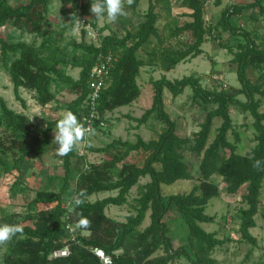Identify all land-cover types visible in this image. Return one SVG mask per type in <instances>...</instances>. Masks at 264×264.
Returning a JSON list of instances; mask_svg holds the SVG:
<instances>
[{"label": "trees", "instance_id": "1", "mask_svg": "<svg viewBox=\"0 0 264 264\" xmlns=\"http://www.w3.org/2000/svg\"><path fill=\"white\" fill-rule=\"evenodd\" d=\"M53 1L30 0L13 6L10 0H0V29L10 25L34 38L28 42L0 36L3 59L12 56L7 69L15 97L23 106H26V101L20 94L21 88L30 91L33 99L44 107L56 100L55 87H66L75 99L65 107L85 125L84 118L89 114L86 102L90 93L91 70L101 54L111 53L117 61L109 84L98 99L97 117L92 120V129L96 128L104 123L106 114L139 101L141 88L138 78L142 67L154 66L171 71L180 63L202 55V46L208 35L215 32L228 36L227 41H221L220 45L234 55L232 62L237 64L241 87L233 92L208 90L202 86L200 78L194 76L174 81L166 77L152 80V106L137 121L142 124L156 117L165 124L166 128L158 139L148 142L141 137L136 142L114 139L104 147H90L92 152L110 155V159L100 163L84 164L85 157L78 154L77 148L63 156V184L58 192L49 186L36 190L28 203L33 211H28L23 217L18 213L0 216V224H19L24 230L23 235L0 247L3 264H102L94 252L96 248L110 255L112 264H172L181 258L189 264H224L214 255L230 239H220L216 232H207L201 226L212 221L205 211L210 200L220 195L215 176L222 178L230 194L247 186L243 196L247 207L240 209L239 230L242 241L257 246V239L250 230L256 227L264 171H257L252 165L254 160L264 162V112L260 111V102L255 98L258 93L264 95V49L257 45L250 31L236 24L235 18L258 7L264 12V0H251L247 4L225 8L215 26L208 25L205 19L207 0H182L181 7L190 10L189 17L192 18L183 25H178L173 18L171 0H150L145 20L138 30L123 37L116 33L106 35L99 46L85 40L81 43L64 41L66 32L76 30L75 23L80 20V15L89 16L91 0L84 4H79V0H59L57 28L49 26L51 22L48 21ZM139 2L135 0L132 6L137 7ZM160 11L166 16L164 39L160 37L158 28L162 18ZM82 33L84 36L85 31ZM185 33L191 36L192 42L172 44ZM154 36L159 43L142 59L139 52ZM38 38L41 39L39 44L36 42ZM68 68L80 69L79 78L72 77L67 72ZM250 68L259 72L257 83H252L248 77ZM187 87L193 89L195 100L205 105H216L207 112L201 129L192 138L177 134V123L166 112L164 103L165 90L177 97ZM242 94L246 101L238 99ZM232 106L242 113L249 112L254 118L257 144L250 155L238 153L236 145L228 139L233 128ZM215 118H222L223 123L209 144ZM57 120H51L41 128L26 114L11 109L0 96V154L12 156V169L20 172L21 163L31 156L43 159L54 144L53 131ZM137 151L149 153L143 166L128 161L130 154ZM1 155L0 172L7 173V163ZM195 164L198 166L196 170ZM75 171L76 176L73 175ZM144 176H149L150 181L141 187L136 213L127 216L125 221L110 217L107 209L125 205L132 189ZM179 180H196L197 184L189 193L165 196L161 186ZM20 186L21 181L17 179L10 189L15 191ZM81 190L86 193L85 202L77 212L91 219L92 227L90 231L77 229L72 232L68 226L74 225L78 217L68 212L69 201ZM106 192L117 194L92 199L94 195ZM39 204L54 206L39 210L36 209ZM172 210H176L188 228L186 243L179 247L175 246L171 228L166 223V217ZM149 212L151 221L143 227ZM65 248H68V255L53 256ZM159 251L162 254H157Z\"/></svg>", "mask_w": 264, "mask_h": 264}, {"label": "rangeland", "instance_id": "2", "mask_svg": "<svg viewBox=\"0 0 264 264\" xmlns=\"http://www.w3.org/2000/svg\"><path fill=\"white\" fill-rule=\"evenodd\" d=\"M30 0H10L13 6L25 4ZM88 0H79V4H84ZM251 0H207L205 19L208 25L215 26L221 18L223 10L234 4H247ZM150 0H140L137 7L126 5L127 15L119 17L116 22L109 21L106 16L104 18H96L91 12L86 16L94 23L96 37H90L86 34L83 36L82 30L68 31L64 36V41L69 43L76 41L81 43L83 40L87 43L95 45L100 44L101 39L109 34L116 33L123 37L128 32H135L139 25L145 20L144 14L149 8ZM172 15L176 19L178 25H183L187 21H191L189 17L190 10L181 7L182 0H171ZM61 6L59 0H54L50 7L48 21L49 26L57 28L59 23L58 10ZM161 12V20L158 23L159 34L162 39L165 37V13ZM235 22L241 28L251 32L253 39L257 45L264 49V12L260 8L246 10L241 16L235 18ZM103 30V31H101ZM0 36L13 41L25 40L32 41L34 38L28 34H23L20 31L12 28L10 25L0 29ZM227 34L219 35L218 32L208 35L206 43L203 44L205 55H200L196 58L180 63L175 70L165 72L169 79H182L185 76L199 77L201 84L208 90L234 91L241 87L237 78V64L232 62L234 55L227 49L221 47V41H227ZM41 39L36 41L39 44ZM192 42V38L188 33L183 34L178 39L173 40L172 44ZM159 43L157 37H152L150 44L144 46L154 48L155 44ZM144 49L139 54L142 56ZM142 52V53H141ZM204 52V51H203ZM12 56L3 59L0 47V96L8 103V106L19 113L26 114L39 127L45 128L51 120L60 119L66 109V104L75 99L66 87L63 89L60 86L56 89V100L47 106H40L32 97V93L25 88L21 90V96L25 99L26 106H23L15 97L13 83L9 71L7 69ZM69 74L75 79L79 78L80 69H67ZM158 76V75H156ZM160 76V75H159ZM219 77V80L215 78ZM248 77L252 83H257L259 72L253 68L248 70ZM149 75L147 71L140 73L139 82L141 84V96L139 101L134 103L135 106H122L106 114L104 123L96 128H93L94 134L85 137V142L77 146V152L80 156L85 157L86 163H100L110 159V155L105 153L92 152L90 147H104L111 143L114 139L121 141L136 142L138 137L143 138L146 142L158 139L159 135L164 131L163 124L156 117H151L147 122L140 124L137 119L141 118L145 111L152 106L154 92L149 83ZM193 89L187 87L184 92L177 97L165 90L164 103L165 110L170 117L177 123V134L182 137L192 138L194 133L201 129L207 116V112L216 108V105L210 103L205 105L200 100L193 98ZM255 98L260 102V111L264 112V95L256 94ZM238 99L246 101L245 95H239ZM137 107V109H132ZM230 115L233 121V128L228 133V139L237 147V152L242 155H250L256 146L257 131L254 126V118L252 115L240 112L236 107L230 108ZM223 123L222 118H215L209 138V144L213 142L217 135L218 128ZM55 130V129H54ZM54 138V131H53ZM56 144L47 151L43 159L38 157H28L21 163V171L18 172L12 169L13 160L11 155H1L7 163L9 172H0V216L6 213H18L23 217L30 210L28 203L35 196V191L44 189L49 186L51 190L58 192L63 184V161L62 157L56 153ZM149 153L145 151L132 152L128 157V161L135 163L138 166H143ZM192 161V157L188 158ZM193 163V161H192ZM121 166V165H119ZM194 165V170L197 169ZM77 170V168H76ZM76 176V171L73 174ZM19 179L21 186L15 191L11 190L12 184ZM214 180L219 184L220 195L210 200L206 214L212 217L209 223H202L201 226L207 232H216L220 239H230L221 249H219L214 257L224 264H264V184L262 189L261 204L259 212L255 217L256 227L250 231L257 239V246H252L248 242L241 240L240 233V209L246 208L247 205L243 200V196L247 192V186H243L237 193L230 194L226 191V183L221 177H214ZM150 181L149 176H144L135 186L130 195L128 202L123 206H110L107 209V214L119 221H125L126 217L135 214L139 207V199L142 195L141 187ZM197 184L196 180L186 181L179 180L173 184H163L162 192L165 196L171 194H186L189 193ZM31 191H28V190ZM117 192H106L94 195L93 200L102 199L107 196L116 195ZM54 205L39 204L36 209L45 210ZM150 212L148 213L143 227L149 225ZM166 223L171 228V237L175 242V246L179 247L186 243L188 228L180 219L176 210H172L166 217ZM83 234H87L83 232ZM157 254H162L159 251ZM3 253L0 251V264H3ZM172 264H189L185 258L176 260Z\"/></svg>", "mask_w": 264, "mask_h": 264}, {"label": "clouds", "instance_id": "3", "mask_svg": "<svg viewBox=\"0 0 264 264\" xmlns=\"http://www.w3.org/2000/svg\"><path fill=\"white\" fill-rule=\"evenodd\" d=\"M135 0H91L90 12L96 18H106L109 21L116 22L119 17L126 16V5L130 7ZM85 26L79 19L76 20L75 29ZM74 29V30H75ZM94 134V130L85 127L80 119L72 111L67 110L57 120L54 130L52 143L57 145V155L63 157L73 152L77 146L85 142V137ZM261 160H254L253 168L257 171H264ZM86 193L81 190L74 195L69 201L68 212L78 217L74 225H69L70 231L75 232L77 229L90 231L92 220L84 216L83 213L77 212L85 202ZM23 228L19 224H0V247L7 246L15 237L23 235Z\"/></svg>", "mask_w": 264, "mask_h": 264}, {"label": "built area", "instance_id": "4", "mask_svg": "<svg viewBox=\"0 0 264 264\" xmlns=\"http://www.w3.org/2000/svg\"><path fill=\"white\" fill-rule=\"evenodd\" d=\"M80 21L85 25L81 26L80 29L84 30L90 37H96L95 26L91 20L86 16L80 15ZM101 43V42H100ZM98 44L97 46H99ZM117 61V57L111 53L101 54L98 58L97 64L93 67L90 73L89 89L90 93L87 100V107L89 114L84 118L85 127L92 129V120L97 117V106L98 99L100 98L101 92L108 86L114 63ZM219 80V77L215 78ZM95 254L100 258L102 264H112V258L106 254L102 249L96 248ZM69 254L68 248L61 251H56L53 256L60 257Z\"/></svg>", "mask_w": 264, "mask_h": 264}, {"label": "crops", "instance_id": "5", "mask_svg": "<svg viewBox=\"0 0 264 264\" xmlns=\"http://www.w3.org/2000/svg\"><path fill=\"white\" fill-rule=\"evenodd\" d=\"M165 25H166V22H165ZM165 35H166V33H165ZM149 44H148V46H144L143 47L144 51H143V53L141 52L143 55L141 56L139 54L142 59H145L146 58V53L151 52L153 50V48L152 49L149 48ZM202 49H203V47H202ZM203 51L204 52H203L202 55H205V49H203ZM144 70L148 72V75H149V80L148 81H149V83H151L152 80H158V79H161L162 77H166V75H165V73H164L163 70H161V69H159L157 67H154V66H145V67H142L141 68V72L144 71ZM173 70H175V69H173ZM173 70H171V71H173ZM165 72H167V71H165ZM168 72H170V71H168ZM156 75H158V76H156ZM139 78H140V76H139ZM139 78H138V84H139V86H141V84L139 82ZM196 78H199V77H196ZM167 79L170 80V81H174L173 79H169V78H167ZM151 87H152V84H151ZM21 90H22V88L20 89V93H21ZM152 90H153V88H152ZM28 104L29 103H27L26 105H28ZM129 106H135V105L133 103L132 105H129ZM133 109H137V107H132V109H130V110H133Z\"/></svg>", "mask_w": 264, "mask_h": 264}]
</instances>
